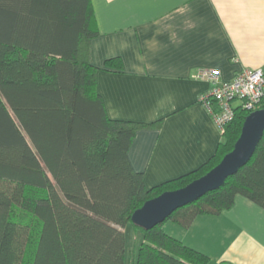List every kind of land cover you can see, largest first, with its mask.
Masks as SVG:
<instances>
[{"label":"trees","instance_id":"1","mask_svg":"<svg viewBox=\"0 0 264 264\" xmlns=\"http://www.w3.org/2000/svg\"><path fill=\"white\" fill-rule=\"evenodd\" d=\"M98 34L90 0H0V264H126L128 226L141 229L132 264H208V255L168 235L242 195L264 207V134L250 160L218 189L145 230L133 212L216 166L248 111L236 108L215 154L201 167L151 188L132 167L135 133L159 127L112 119L90 60ZM103 69L123 70L109 58Z\"/></svg>","mask_w":264,"mask_h":264},{"label":"crops","instance_id":"2","mask_svg":"<svg viewBox=\"0 0 264 264\" xmlns=\"http://www.w3.org/2000/svg\"><path fill=\"white\" fill-rule=\"evenodd\" d=\"M90 1L98 29L90 60L100 67L96 87L107 115L161 120L135 133L132 167L148 189L198 169L222 132L200 100L213 84L196 75L216 70L221 81H232L244 69H264V0ZM114 57L123 70L103 69ZM163 229L208 255V264H264V207L245 196L189 227L167 221Z\"/></svg>","mask_w":264,"mask_h":264},{"label":"water","instance_id":"3","mask_svg":"<svg viewBox=\"0 0 264 264\" xmlns=\"http://www.w3.org/2000/svg\"><path fill=\"white\" fill-rule=\"evenodd\" d=\"M264 134V108L248 113L233 149L201 177L185 186L151 198L131 215L134 225L145 230L164 222L175 210L196 201L209 191L221 187L254 154Z\"/></svg>","mask_w":264,"mask_h":264},{"label":"built area","instance_id":"4","mask_svg":"<svg viewBox=\"0 0 264 264\" xmlns=\"http://www.w3.org/2000/svg\"><path fill=\"white\" fill-rule=\"evenodd\" d=\"M197 78L209 80L213 87L200 96L223 133L235 117L236 108L251 111L264 108V69H244L232 81H221L216 70H202Z\"/></svg>","mask_w":264,"mask_h":264},{"label":"rangeland","instance_id":"5","mask_svg":"<svg viewBox=\"0 0 264 264\" xmlns=\"http://www.w3.org/2000/svg\"><path fill=\"white\" fill-rule=\"evenodd\" d=\"M141 239V229L130 225L126 234V264H132V260L136 258L137 247L140 244Z\"/></svg>","mask_w":264,"mask_h":264}]
</instances>
